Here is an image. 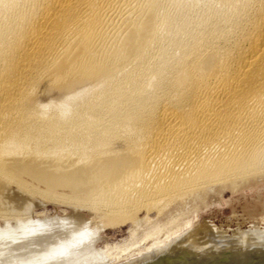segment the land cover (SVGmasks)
Listing matches in <instances>:
<instances>
[{
	"label": "bare ground",
	"instance_id": "1",
	"mask_svg": "<svg viewBox=\"0 0 264 264\" xmlns=\"http://www.w3.org/2000/svg\"><path fill=\"white\" fill-rule=\"evenodd\" d=\"M171 1L0 0V194L163 202L264 157V0Z\"/></svg>",
	"mask_w": 264,
	"mask_h": 264
},
{
	"label": "water",
	"instance_id": "2",
	"mask_svg": "<svg viewBox=\"0 0 264 264\" xmlns=\"http://www.w3.org/2000/svg\"><path fill=\"white\" fill-rule=\"evenodd\" d=\"M0 264H264V157L163 202L0 194Z\"/></svg>",
	"mask_w": 264,
	"mask_h": 264
},
{
	"label": "rangeland",
	"instance_id": "3",
	"mask_svg": "<svg viewBox=\"0 0 264 264\" xmlns=\"http://www.w3.org/2000/svg\"><path fill=\"white\" fill-rule=\"evenodd\" d=\"M164 2L163 4L166 7V10L172 11L174 12V8H176L174 1L172 2L171 0H159V2ZM171 1V3H170ZM172 8V9H171ZM198 9H196V11L194 10V15L196 16L199 12L197 11ZM195 12H197L195 14ZM52 89V91H50ZM57 90V89H56ZM55 88L52 86V84L49 81H41V84L38 83L37 85H35V88H32V93L30 94L31 96L28 97L27 99V103L31 106V107H36V108H43V109H49L50 111H55L57 109V104H59L61 98L59 96H61L59 90L56 91ZM59 93V94H57ZM55 94V95H54ZM53 96V97H52ZM56 97V99H55ZM59 97V98H57ZM58 99V100H57ZM29 101V102H28ZM31 101V102H30ZM57 101V103H56ZM5 184V188H6V193L8 191V189H11L12 192H14V194L9 190L10 193H7V195H23V196H43L44 194H41L42 191L40 189L38 190H23L25 188H20V186L18 187V185H16L15 183L13 184V182L9 183V181H4ZM8 184V185H7ZM10 184V185H9ZM43 186L39 187L41 189ZM29 193H27V192ZM40 191V192H39ZM60 192L65 191V193L67 192V190L65 189H60ZM39 192V193H38ZM43 197H48V196H43ZM50 197V196H49Z\"/></svg>",
	"mask_w": 264,
	"mask_h": 264
}]
</instances>
